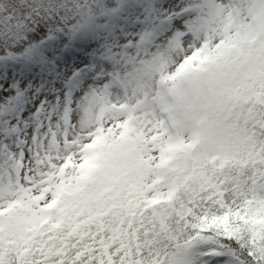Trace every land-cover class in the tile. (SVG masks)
<instances>
[{
  "label": "snow or ice",
  "instance_id": "snow-or-ice-1",
  "mask_svg": "<svg viewBox=\"0 0 264 264\" xmlns=\"http://www.w3.org/2000/svg\"><path fill=\"white\" fill-rule=\"evenodd\" d=\"M0 264H264V0H0Z\"/></svg>",
  "mask_w": 264,
  "mask_h": 264
}]
</instances>
